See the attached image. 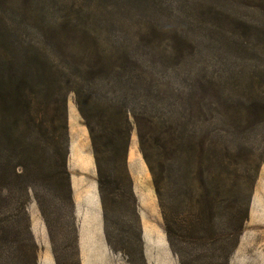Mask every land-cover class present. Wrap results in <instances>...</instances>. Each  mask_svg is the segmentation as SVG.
Returning <instances> with one entry per match:
<instances>
[{"label":"rangeland","instance_id":"obj_1","mask_svg":"<svg viewBox=\"0 0 264 264\" xmlns=\"http://www.w3.org/2000/svg\"><path fill=\"white\" fill-rule=\"evenodd\" d=\"M256 2L261 0H0V53L24 48L67 68L79 64L85 72L91 67L83 83L88 81L97 101L150 120L148 160L154 171L170 155L177 159L182 130L206 137L230 163L222 196L206 203L214 228L201 241L194 233L185 241L174 236L173 250L130 115L127 167L141 232L128 219L110 244L89 132L69 94L67 167L75 212L51 208L48 229L35 200L29 201L40 248L37 264H179L178 251L188 264H221L226 255L227 264H264V87L255 78V48L264 46V36L256 45L250 29L244 27V40L234 33L242 27L240 20H257L264 27L263 13L247 8ZM227 35L243 48H225L221 38ZM116 52L124 59L112 58ZM5 59L10 57L0 54V70L8 77L14 70ZM113 65L121 67L119 75L109 72ZM99 69L106 72L100 75ZM75 72H70L73 78ZM194 177L197 183L199 174ZM247 198V220L237 242L235 221Z\"/></svg>","mask_w":264,"mask_h":264},{"label":"trees","instance_id":"obj_2","mask_svg":"<svg viewBox=\"0 0 264 264\" xmlns=\"http://www.w3.org/2000/svg\"><path fill=\"white\" fill-rule=\"evenodd\" d=\"M247 8L264 15V0L247 4ZM239 23L242 27L236 28L234 33L240 39L244 40L245 27L250 29L251 40L253 38L256 45L262 44L258 37L264 36V27L257 24V20L252 23L240 20ZM228 36L221 38L225 48H243L242 42H232ZM7 51L0 54L10 57L5 61L10 62L14 71L6 77L0 70V264H37L40 248L27 210L32 198L48 229L51 208L75 212L67 167V98L71 93L93 148L107 242L114 243L113 233L121 232L128 219L141 232L136 196L127 167L133 130L130 115L134 117L139 148L148 164L150 120L122 106L97 101L88 90V81L83 83L84 77L92 74L91 67L83 72L79 70L82 69L79 64L67 68L29 54L24 48ZM111 57L120 61L124 59V53L116 52ZM255 60V78L261 80L264 87V46L255 48ZM120 70V66L113 65L109 72L119 75L117 71ZM73 71H76L74 78L70 73ZM99 72L101 75L106 69H99ZM182 131L177 135L182 143L177 159L170 155L161 163L159 172L149 164L167 239L173 250L174 236L185 241L194 233L196 240L206 239L208 229L214 228L212 220L206 217V203L211 198H220L230 180V173L226 172L229 157L222 150L221 155H217L206 137L198 138L197 133L186 135V131ZM194 174H199L198 184ZM248 206L247 198L235 221L237 242L247 220ZM212 242L215 244L213 237ZM51 243L57 262L52 237ZM76 243L78 246V232ZM216 250L222 254V249ZM175 253L179 264H188L183 252ZM220 259L221 264H227V255Z\"/></svg>","mask_w":264,"mask_h":264}]
</instances>
